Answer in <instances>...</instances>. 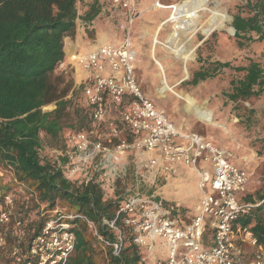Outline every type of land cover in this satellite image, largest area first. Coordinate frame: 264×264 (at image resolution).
Masks as SVG:
<instances>
[{
	"label": "built area",
	"instance_id": "1",
	"mask_svg": "<svg viewBox=\"0 0 264 264\" xmlns=\"http://www.w3.org/2000/svg\"><path fill=\"white\" fill-rule=\"evenodd\" d=\"M98 1L102 13L120 10L117 24L122 38L116 44L94 46L71 56L83 76L74 84L81 103L91 119L90 130H72L66 135V148L54 149L57 158L67 160L66 178L79 183H100L105 196L116 191L115 182L129 174L124 156L137 154L133 173L136 190L124 194L125 204L117 217L127 214L124 225L132 228L136 244L145 247L144 264H264V246L258 244L240 218L264 201L244 202L250 172L233 163L231 150L216 145L202 134L176 127L167 112L146 96L136 79L137 53L133 33L140 17L139 0ZM157 4L162 5L160 0ZM167 5L171 9V6ZM164 7V5H162ZM65 63L61 64V69ZM120 123L122 126H120ZM107 128L103 133L102 129ZM133 135L129 139L125 130ZM200 158L211 164L212 172ZM183 163L198 175L200 200L197 212L188 222L178 205H166L163 197L143 194L140 183L157 180L158 171L177 172ZM3 173L0 171V175ZM14 199L7 195L0 203V264L11 258L14 264H66L74 250L75 237L69 225L51 220L43 232L30 241L24 251L8 245L11 228L24 235V223L13 221ZM87 220L97 234L94 223ZM110 226L119 232L116 242L99 239L119 255L123 238L115 221ZM160 241L164 249L157 248ZM248 248H251L249 252Z\"/></svg>",
	"mask_w": 264,
	"mask_h": 264
},
{
	"label": "trees",
	"instance_id": "2",
	"mask_svg": "<svg viewBox=\"0 0 264 264\" xmlns=\"http://www.w3.org/2000/svg\"><path fill=\"white\" fill-rule=\"evenodd\" d=\"M82 5L84 14L79 8ZM247 6L248 13L243 14L239 8L231 23L240 46L246 40H254L252 33L259 35V40L264 39V0L250 1ZM113 15L120 17L116 18L119 23L120 10L102 13L98 1L0 0V171L3 173L0 203L12 195L18 214L23 216L37 210L39 217L29 226V243L51 220L68 224L75 244L66 264H144L145 247L133 242L135 231L123 223L127 214L117 217L125 204L124 196L114 191L106 197L100 183L68 180L65 158L51 160L41 155L43 135L54 142L53 151L66 148L68 132L93 128L86 108L79 99L76 101L78 91L74 89V81L65 75L69 70L61 69L66 60L64 40L75 37L79 20L92 34L95 20ZM228 19L231 20L229 15ZM223 68H232L239 74L232 78L230 90L223 94L226 102L238 105L264 95V65L253 59L239 66L220 60L203 64L188 83L197 85L215 77ZM57 70L60 74L56 75ZM50 104L54 109L45 110ZM257 116L259 113L252 108L238 114L246 127L258 122ZM102 132L106 133L107 128ZM125 132L129 139L133 137L128 129ZM5 173L9 174L8 179ZM240 199L264 201V183L254 193L245 191ZM40 208L44 213H39ZM81 216L94 223L97 234ZM113 221L123 238L119 255L99 239L101 236L112 243L118 240L119 232L110 226ZM240 222L264 246V202L250 209Z\"/></svg>",
	"mask_w": 264,
	"mask_h": 264
},
{
	"label": "rangeland",
	"instance_id": "3",
	"mask_svg": "<svg viewBox=\"0 0 264 264\" xmlns=\"http://www.w3.org/2000/svg\"><path fill=\"white\" fill-rule=\"evenodd\" d=\"M180 1L183 2L177 3ZM187 1H194L199 5H203L208 0H160L161 3L166 5L177 3L171 6L170 12L174 9L175 6H177L179 7V15L183 13L181 6ZM250 1L255 0H209V7L211 4L210 8H219L221 10V14L212 15L209 9L200 10L198 12L199 19L197 21L198 29L196 33H180L179 35V45L183 46L187 50L181 58L185 62H187L194 55V58L187 64H184L181 58L175 56L173 49L171 48L172 42H167L170 34L173 32L174 22H168L170 17L167 16L164 18L162 11L156 12V15L154 14L155 11L161 10L158 6L155 7V4H157L158 0H139V9L142 11L140 16L144 20L143 22L145 24V28L149 25V27L147 28L149 29V32L151 34H155L159 24L168 19L166 21L168 23L164 22V25L160 27L162 29L160 30L159 39L156 38L155 40L157 50L162 52V54L164 56H167V58H169L170 60H173L175 62V66L178 65L179 70L176 71L175 75L180 76L184 68L187 69V73L183 75L184 80L181 82L179 88L181 91L192 95L201 105H206L212 112L213 122L215 124L214 132L211 130L213 133L212 136H214L216 140H224V142L226 141L227 143L238 146L239 149L235 151L236 157H249L251 161L247 164V166H250L249 170L252 173V176L250 177L246 191L248 190L250 193H254L264 183V117L262 115V111L264 110V95L261 97H254L245 102H240L238 105H235L232 102H226V98L223 94L224 92L230 90V82L232 78L239 75L232 68H223L215 77L200 81L197 85L188 83V80L192 78V74L195 71L199 70L203 66V64L206 65L216 60L229 61L231 62L232 66H239L246 65L251 59H253L264 65V39L259 40V35H257L256 33H252V37L254 40H246L244 42V46H240L238 44V40L234 36L235 32L232 33L231 29L233 14L237 13L240 10L239 8H242L243 14L248 13L247 3ZM161 7L163 6L161 5ZM79 8L81 14H84L83 5ZM148 14H151L149 21L145 19L149 18L147 16ZM228 15L231 17V20L228 19ZM116 18L120 17L116 15H113L112 17L104 16L101 18V20L111 21L113 24L117 25L118 20L116 21ZM201 29H204L205 34L210 35L205 36ZM90 37L92 38V36ZM160 44L165 48H163ZM198 56H201L202 61H199ZM57 74H60V70L56 71V75ZM56 75H54L53 77H55ZM65 75L67 76V79H72L75 82L73 69L69 70V72ZM164 85L168 86L167 90L174 91L172 87L165 83H163L162 87ZM166 91L160 90L161 93H164ZM74 96L76 98V95ZM151 96L154 97L155 94L151 93ZM183 97L185 98L186 95ZM78 99L81 100L79 92L76 98L77 102ZM187 102L188 108L195 110L196 103L195 105H191L188 100ZM183 103H185V101L181 100V104ZM246 108L255 109L257 110V113H259V116H257L259 121L254 122L252 127H246L238 117V114H243ZM44 109L52 110L54 109V105H47L44 107ZM198 110L206 117L205 120L209 119L210 116L207 113H205L199 107ZM53 143V141L43 135L44 148L41 153L42 157L51 160L56 159L55 153L51 151V149L55 147H52ZM240 149H244V153H241ZM128 153H130L129 157H127L124 162L127 164L129 174L125 178V180H118L114 184L116 187V192H118L122 196H124L125 193H128L131 190H136L137 188L133 176V173L136 170L137 154L134 151H129ZM200 163L203 167H205L204 165L206 164L211 166L209 162H205L202 158H200ZM8 178L9 174L5 173V179ZM173 179L182 180V186H178L174 190H172L173 193H178L182 189L184 194L188 195V197L185 198L186 201L184 202L182 200H164L167 206H170L172 204L178 205L180 214L188 222L197 212V208L199 205L200 188L198 175L192 169L184 171L183 173H177ZM158 182V180H155V182L152 183L151 181H147L146 179V181L140 183V190L143 192V194L162 197V189L160 190L159 188L163 185V183ZM26 196L29 197L28 195ZM39 213H44L43 209L40 208ZM12 216L13 221L18 218H21L23 220L25 233L24 235H19L18 230L12 227L8 235V245L11 246L14 244H20V246L25 251L27 249V246L29 245L30 222L33 221V219L39 217L37 210L33 209V211H31L30 213L24 214L22 216L21 214H18L15 202ZM161 246L162 245L160 244V241H157V248L159 252L161 250H164ZM251 251L252 250H249V252ZM5 263L12 264V259L8 258Z\"/></svg>",
	"mask_w": 264,
	"mask_h": 264
},
{
	"label": "crops",
	"instance_id": "4",
	"mask_svg": "<svg viewBox=\"0 0 264 264\" xmlns=\"http://www.w3.org/2000/svg\"><path fill=\"white\" fill-rule=\"evenodd\" d=\"M181 2L183 1L177 3H181ZM161 4L164 5L165 8L160 7L158 5V7L161 10L155 11L154 14L156 15L157 14L156 12L162 11L164 18L167 16L170 17L171 14L170 8L167 7V5L170 4L167 5L163 3ZM147 16L149 18H145V19L149 21L151 14L150 15L148 14ZM202 19H203V14H202ZM167 20H165L164 22H166ZM143 21L144 20L141 18V16L136 21L134 27V33H133V45L137 53V60L135 62L136 79L140 84L141 88L143 89L144 93L146 94V96L150 98L157 107L165 109L169 120L180 130L202 134L207 139L214 142L216 145L231 150L234 154V158L232 159L233 163L239 166L240 168L247 169L250 172L249 170L250 166H247V164L251 161L249 157L243 156L238 158L235 155V151L239 149L238 146L232 145L231 143H227L226 141L224 142V140L221 141L220 139L216 140V138L212 136L213 135L212 131L214 132L215 124L213 122V114L208 109V107L206 105H201L189 93L180 90L179 86L181 82L184 80L183 75L187 73V69L184 68L180 76L175 75L176 71L179 70L178 65L175 66V62L173 60H170L169 58H167V56H164L162 52L157 50V46L155 45V40L156 38L159 39L160 30L162 29L160 27L164 25V22L159 24L155 34H151L149 32V29L147 28L149 27V25L145 28V24ZM174 25H173V29H174ZM93 29H94L92 32L93 35L89 34V31L87 27L84 25V22L82 23V21L79 20L75 37L72 38L68 36L64 40V50L66 54V60H65V66L62 69L74 70V76H75L74 84L81 80L83 73L78 66L76 65H74V67L72 66V59H71L72 55L80 52H87L94 46H99L104 44H116L122 38L121 31H119L117 25L113 24L111 21H104L97 19L94 21ZM201 30L205 36L210 35V34H205L204 29ZM90 36H92V38ZM161 46L165 48L163 45ZM193 58L194 55L190 60H192ZM157 60H160L162 62V65L165 67V70L163 69L161 70L162 67L157 64ZM190 60L185 62L182 59L184 64H187ZM163 82H165L167 85L172 87L174 91L167 90L166 92L161 93L160 90L163 85ZM151 93L152 94L154 93L155 96L154 97L151 96ZM182 95L183 96L189 95L190 97H192L196 102V106L210 116L209 119L204 120L202 117H200L197 114L195 110L189 109L188 102ZM181 100H184L185 103L181 104ZM240 152L244 153V149H240ZM129 154L130 153H126L123 159L125 160L127 157H129ZM204 166L212 172V168L210 165L206 164ZM187 170H192V168L185 166L183 163H180L177 166V172L175 174H169L164 172L163 170L158 171L157 180L160 183H163V185L159 189L160 190L162 189V195H163L162 197L166 201H177V200H182L183 202L186 201L185 198H187L188 195H185L182 189L178 193L176 192L173 193L172 190H174L178 186H182L181 179L178 180L173 179L175 175L177 173H183L184 171ZM250 175L252 176L251 172Z\"/></svg>",
	"mask_w": 264,
	"mask_h": 264
},
{
	"label": "bare ground",
	"instance_id": "5",
	"mask_svg": "<svg viewBox=\"0 0 264 264\" xmlns=\"http://www.w3.org/2000/svg\"><path fill=\"white\" fill-rule=\"evenodd\" d=\"M157 6L158 5L156 4L155 7ZM210 7H211V4H210ZM210 7H209V0L203 5L201 4L199 5L198 3H195L194 1H187L181 6V9L183 10V13H181V15L178 14L179 7L177 6H175L173 11H171L169 21H173L175 25H174L173 32L170 34L167 42H170V41L172 42L171 48L173 49V52L176 57L181 58L184 55V53L187 51L183 46L179 45L180 33H186V34L196 33L198 29L197 21L199 19L198 12L200 10L209 9L212 15L221 14V10L219 8L217 7L210 8ZM157 64L162 67V68L160 67L161 70L162 69L165 70V67L162 65L161 61H157ZM167 88L168 86L164 85L161 88V91H166ZM185 98L190 102L191 105H195L196 102L194 101L192 97H190L189 95H186ZM195 111L204 120L206 119V117L198 110L197 106H195Z\"/></svg>",
	"mask_w": 264,
	"mask_h": 264
},
{
	"label": "water",
	"instance_id": "6",
	"mask_svg": "<svg viewBox=\"0 0 264 264\" xmlns=\"http://www.w3.org/2000/svg\"><path fill=\"white\" fill-rule=\"evenodd\" d=\"M234 29V28H233ZM234 32H235V29H234Z\"/></svg>",
	"mask_w": 264,
	"mask_h": 264
}]
</instances>
